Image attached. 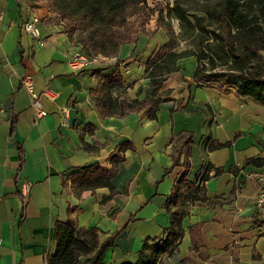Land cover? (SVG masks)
<instances>
[{
  "label": "crops",
  "instance_id": "0c3cea01",
  "mask_svg": "<svg viewBox=\"0 0 264 264\" xmlns=\"http://www.w3.org/2000/svg\"><path fill=\"white\" fill-rule=\"evenodd\" d=\"M0 11V264H46L58 221L76 230L97 228L100 242L117 234L102 264L135 263L146 240L165 239L171 219L165 204L181 176L196 190L184 207L178 250L162 264H264V208L253 205L257 180L249 177L264 175V165H246L264 160V107L233 88L196 82V62L188 57L158 91L155 120L143 111L106 116L91 94L100 77L120 75L119 99L142 100L150 92L140 55L134 60L121 46L115 66L76 73L67 59L77 49L65 34L41 20V47L23 33L25 10L17 0H0ZM26 76L35 93L47 87L58 94L54 101L41 98L47 115L36 125L21 86ZM211 142L226 146L209 150ZM87 166L113 170L114 190L75 191L73 171ZM208 168L210 178L202 182ZM215 169L222 172L213 177ZM22 180L33 183L24 201Z\"/></svg>",
  "mask_w": 264,
  "mask_h": 264
},
{
  "label": "trees",
  "instance_id": "16d2710c",
  "mask_svg": "<svg viewBox=\"0 0 264 264\" xmlns=\"http://www.w3.org/2000/svg\"><path fill=\"white\" fill-rule=\"evenodd\" d=\"M141 2L143 0H136L130 5ZM99 3L100 0L89 13L92 17L99 14L106 18L110 22V28L87 34L84 43L92 48V55L116 57L119 47L128 42V36L112 31V28L122 26L126 19L124 12L130 5L128 0H105L103 6ZM186 6L180 0H175L174 5L167 8L166 18L168 21L178 22V40L188 43L189 49H176L177 37L170 23L166 22L168 42L143 65L150 92L142 100L119 99V95L125 90L120 75L112 72L100 77L101 83L91 94L101 113L106 116H123L143 111L145 117L155 120L162 101L158 91L167 78L179 70L178 61L188 57H193L196 62L193 74L196 82L218 88H233L239 97L248 98L264 107V0H194L193 6ZM118 16L122 18L116 20ZM14 124L15 120H12L10 136L14 132ZM191 138L192 135L188 134L184 144ZM225 146L211 142L208 148L216 150ZM23 161L24 155L19 149L18 171L22 169ZM177 164L178 160L175 158L172 166ZM250 164L262 167L264 160L249 159L246 165ZM170 170L171 168L165 170L164 175ZM208 171L209 168L202 176V182L210 178ZM221 172V169H215L213 177ZM73 174L75 177L72 187L75 191L92 192L98 188H107L110 192L114 190L111 183L113 170L103 171L96 166H87L75 169ZM195 190V185L188 182L185 176L180 177L165 204V211L171 215L165 239L146 240L137 253V261L124 264H162L163 257H170L178 250L183 236L184 207ZM19 196L21 197L20 194ZM21 199L24 201L22 197ZM172 206L176 208L174 211H171ZM191 232L193 239L198 228ZM116 236L114 234L100 242L97 228L76 230L58 221L53 233L55 250L47 257L46 264H102L106 252L113 248Z\"/></svg>",
  "mask_w": 264,
  "mask_h": 264
},
{
  "label": "rangeland",
  "instance_id": "374dc122",
  "mask_svg": "<svg viewBox=\"0 0 264 264\" xmlns=\"http://www.w3.org/2000/svg\"><path fill=\"white\" fill-rule=\"evenodd\" d=\"M133 1L136 0H128V4H133ZM174 1L143 0L139 4L130 5L124 12L125 16L122 15L126 17L122 22V26L112 28V31H119L122 35L128 36V42L122 47L131 50V54L135 57L134 60H137L140 55L139 65H144L153 54L168 42L166 22L170 23L177 37L176 49H189L188 43L178 40L180 33L178 22L175 20L168 21L166 18L167 8L172 7ZM29 2L39 13L42 21L47 22L57 32L65 34L68 41L76 47V52L86 56H92V53H94L92 48L84 43L87 34L93 31L103 32L110 28V22H107L106 18L99 16V14L92 17L89 13L92 7L98 4L99 0H29ZM180 2L184 3L185 6L194 5V0H180ZM99 4L105 5V0H100ZM122 16L116 17V20H119ZM120 47L115 55L116 57L120 53ZM132 55L121 59V61L130 60ZM134 60H131V62H134ZM131 62L129 63L131 64ZM262 219V216L256 218L253 223L258 224Z\"/></svg>",
  "mask_w": 264,
  "mask_h": 264
},
{
  "label": "built area",
  "instance_id": "2783aa9c",
  "mask_svg": "<svg viewBox=\"0 0 264 264\" xmlns=\"http://www.w3.org/2000/svg\"><path fill=\"white\" fill-rule=\"evenodd\" d=\"M25 10V17L22 21L21 29L23 33L29 36L39 46H43L44 42L40 34L41 17L38 12L32 7L29 0H17ZM3 18V13L0 11V20ZM119 61L116 57H105L101 55L86 56L82 53L75 52L67 59V65L73 72H81L87 69H103L108 66H115ZM124 66V65H123ZM22 88L30 96V109L33 114V124H37L40 119L45 117L47 113L44 111L41 98L49 101H54L58 94L52 92L47 87L39 94L34 92L32 79L29 76L21 80ZM67 107L60 111L61 117L64 120L62 126L67 125ZM249 177L256 179L257 195L253 201V205L257 209L264 208V175L259 173L250 174ZM33 188V183L28 180H22L19 184V194L23 199H27Z\"/></svg>",
  "mask_w": 264,
  "mask_h": 264
}]
</instances>
